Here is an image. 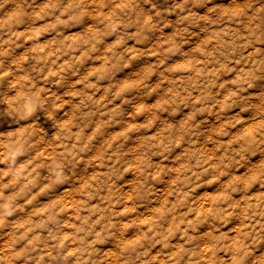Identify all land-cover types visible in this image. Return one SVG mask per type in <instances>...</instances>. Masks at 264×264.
Masks as SVG:
<instances>
[{
  "label": "clouds",
  "instance_id": "clouds-1",
  "mask_svg": "<svg viewBox=\"0 0 264 264\" xmlns=\"http://www.w3.org/2000/svg\"><path fill=\"white\" fill-rule=\"evenodd\" d=\"M0 264H264V0H0Z\"/></svg>",
  "mask_w": 264,
  "mask_h": 264
}]
</instances>
